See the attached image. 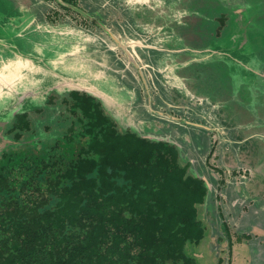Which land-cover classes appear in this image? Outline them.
I'll return each mask as SVG.
<instances>
[{"label": "flooded vegetation", "instance_id": "obj_1", "mask_svg": "<svg viewBox=\"0 0 264 264\" xmlns=\"http://www.w3.org/2000/svg\"><path fill=\"white\" fill-rule=\"evenodd\" d=\"M243 2L249 5L246 40L264 64V0H0L4 13L22 7L41 22L107 38L122 75L127 70L138 83L132 80L124 92L139 95L153 110L147 125L172 130L188 143H206L215 189L199 205L205 233L192 245L207 250L213 264H250L251 241L258 238L247 212L264 200V78L190 50L230 39L236 6ZM85 95L82 89L53 90L44 105L16 113L0 134L32 143L6 147L0 161L10 150L38 148L63 134L77 116L74 96ZM213 244L218 250L210 251ZM205 251L191 254L204 257Z\"/></svg>", "mask_w": 264, "mask_h": 264}, {"label": "trees", "instance_id": "obj_2", "mask_svg": "<svg viewBox=\"0 0 264 264\" xmlns=\"http://www.w3.org/2000/svg\"><path fill=\"white\" fill-rule=\"evenodd\" d=\"M74 98L63 134L0 161V264H196L203 181L175 145Z\"/></svg>", "mask_w": 264, "mask_h": 264}, {"label": "water", "instance_id": "obj_3", "mask_svg": "<svg viewBox=\"0 0 264 264\" xmlns=\"http://www.w3.org/2000/svg\"><path fill=\"white\" fill-rule=\"evenodd\" d=\"M236 8L230 39L190 52L202 59H227L233 71L237 68L238 73L264 78V64L259 62L246 40L249 5L243 2ZM3 16L9 20L0 22L1 127L16 113L44 105L53 90H85L99 100L122 130L129 128L142 138L175 145L181 160L189 163L190 173L203 181L206 205L215 189L214 177L205 163L206 143H188L172 130L147 125L148 114L153 110L139 95L124 92L131 87V80L126 74L122 75L116 59L106 49H102L99 56L89 52L92 48H105L103 43L100 45L102 37L96 39L82 30L51 26L37 20L31 11L22 7L9 10ZM75 43L85 50L68 49ZM121 78H125V82ZM0 136V153L8 146L15 148L22 143H32L31 139L15 141ZM247 224L252 232L261 235L260 243L251 242L250 264H264V200L249 207Z\"/></svg>", "mask_w": 264, "mask_h": 264}, {"label": "rangeland", "instance_id": "obj_4", "mask_svg": "<svg viewBox=\"0 0 264 264\" xmlns=\"http://www.w3.org/2000/svg\"><path fill=\"white\" fill-rule=\"evenodd\" d=\"M49 24V23H48ZM49 25H51V26H58V27H60V26H63V25H53V24H49ZM67 25H64L63 27H66ZM70 29H76V30H80L79 28H77V27H69ZM85 33H87V34H91L92 36H94V37H96V39H99V36H101V35H97V34H94V33H92V32H86V31H84ZM107 38H101V40H100V43L102 44L103 43V45H105V48H98V47H96V48H92V49H90L89 50V52L90 53H93V54H91V55H98L99 56V53L101 52V50L102 49H106V52H109L110 54H112V56H113V58H114V54H113V52L111 51L112 49L111 48H107L108 47V45H107V40H106ZM97 44H99V42H96ZM95 44V43H94ZM70 48H68V49H71V50H78V49H82L77 43H75V44H70V46H69ZM82 50H85V49H82ZM87 53V52H86ZM262 59H264V58H262ZM260 60V59H259ZM262 62V61H261ZM123 67V65L121 64V63H119L118 64V67ZM114 75H117V74H114ZM126 75L130 78V80L132 81H135V83L136 84H138L137 83V81H136V79L133 77V75H132V73L131 72H127V70H126ZM121 80V79H120ZM122 82H125V80L123 81L122 80ZM131 83V82H130ZM261 201H263V200H261ZM261 201H259V202H261ZM252 206V205H251ZM251 206H249V207H251ZM204 213H206V208L204 207ZM248 212H249V210H248ZM247 212V213H248ZM199 216H200V218H201V215H200V213H199ZM248 216V215H247ZM258 231V230H257ZM248 232V231H247ZM252 234H255V235H258V238H256V239H254L253 240V243L255 244V243H260V233H258V232H255V231H253L252 232ZM252 242V241H251ZM219 247V245H217L216 244V246L213 244L212 245V247L211 248H209L210 249V251H213L214 249H217ZM186 253L188 254V255H190L191 257H193L194 259H195V262H196V264H213V257H212V255H210V253L206 250L205 251V249L203 250L202 249V247L201 246H199V247H194L193 248V245L192 244H190V243H188L187 245H186ZM192 249H194V251L195 252H203V251H205V254L206 255H204V257H200L199 256V254H198V256H194V254H195V252H193L192 254H191V250ZM218 250V249H217ZM209 255V256H208ZM200 257V258H199ZM249 259H251V255L249 256Z\"/></svg>", "mask_w": 264, "mask_h": 264}, {"label": "crops", "instance_id": "obj_5", "mask_svg": "<svg viewBox=\"0 0 264 264\" xmlns=\"http://www.w3.org/2000/svg\"><path fill=\"white\" fill-rule=\"evenodd\" d=\"M10 6V4H3V7H9ZM6 13V12H5ZM4 12H2V11H0V17H5V16H3V14H5ZM1 21H6V19L5 20H3V19H0V22ZM12 25H13V23H11ZM203 141V140H202ZM204 142V141H203Z\"/></svg>", "mask_w": 264, "mask_h": 264}]
</instances>
